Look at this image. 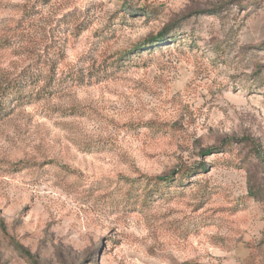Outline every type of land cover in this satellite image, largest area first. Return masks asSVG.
I'll return each instance as SVG.
<instances>
[{
    "label": "rangeland",
    "instance_id": "obj_1",
    "mask_svg": "<svg viewBox=\"0 0 264 264\" xmlns=\"http://www.w3.org/2000/svg\"><path fill=\"white\" fill-rule=\"evenodd\" d=\"M19 76L0 264H264V0H0Z\"/></svg>",
    "mask_w": 264,
    "mask_h": 264
},
{
    "label": "trees",
    "instance_id": "obj_2",
    "mask_svg": "<svg viewBox=\"0 0 264 264\" xmlns=\"http://www.w3.org/2000/svg\"><path fill=\"white\" fill-rule=\"evenodd\" d=\"M164 35L165 34H160L154 39H151L145 42L143 45L145 46L152 45L156 43L157 41L164 39L163 38ZM29 77L27 79L26 78L22 79V77L19 76L17 78H12L10 80H7V82L0 83V112L5 107H7V105L11 101H14V100L19 101V99L25 95V92H24L25 87H28L26 94L30 97H33V96L38 97L40 95L39 92L46 88L47 85L45 84L44 86L40 87L39 90H35L36 86L34 87V85H31L32 83L30 81L32 80ZM214 149L216 148L210 147L204 151L206 154H209V153L215 152ZM204 169H205V165L199 164L195 167H185L184 169L173 170L169 174L154 176V177H151L150 180L152 179L151 181H153V183L155 184L154 186H156V189H159L161 185L170 183L177 174L182 175L184 177L187 175H191V173L195 170L202 171ZM176 180L177 179H175V181Z\"/></svg>",
    "mask_w": 264,
    "mask_h": 264
}]
</instances>
